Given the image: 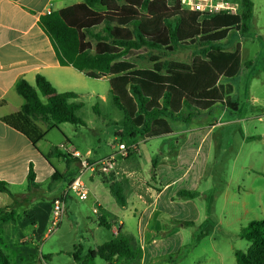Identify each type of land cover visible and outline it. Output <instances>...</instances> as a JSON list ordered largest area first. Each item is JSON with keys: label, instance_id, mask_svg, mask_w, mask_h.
<instances>
[{"label": "crops", "instance_id": "obj_1", "mask_svg": "<svg viewBox=\"0 0 264 264\" xmlns=\"http://www.w3.org/2000/svg\"><path fill=\"white\" fill-rule=\"evenodd\" d=\"M84 1L0 0V178L8 182L10 191L16 183L25 186L30 163L33 164L36 173L34 189H44L40 184L49 177L51 178L55 171L46 161L45 154L39 148V143L35 148L27 137L2 120L7 115L19 112L24 103L23 98L16 92V83L20 79H25L31 85H35L36 76L43 75L58 92H74L71 91L76 87L74 79L80 75L85 76L72 66L60 64L50 38L39 25L40 17L47 14V11H59ZM134 64L140 67L136 63ZM104 78L110 79L109 77ZM222 80H220V84H231L229 79ZM233 95L234 90L232 94L234 101ZM250 98L252 100L253 94ZM257 100L258 98L253 99V110L241 118L237 117L239 113H236L224 120L228 116L225 110L229 108L219 104L209 111L196 115L189 124L175 122L177 125L173 127L171 123L172 132L169 134L140 139V141L148 142L151 149V154L146 160L151 164V174L144 178L138 177L135 172L142 168V164L138 161L133 162V154L129 157L122 155L118 157L116 154H111L104 158V160L109 158L112 160L111 167L108 169L109 178L122 182L124 185L126 205L121 206L116 202L110 192L108 180H104L107 175L104 177L103 174L92 172L89 177L90 183L85 181L89 189L88 198L82 201L69 194L64 200L66 207L64 219L52 234L61 232L64 223L69 224L73 228L71 230H74L75 224H79L91 234V237L105 239L96 244L94 248L81 244L85 250L96 249L99 245L112 239L120 230L126 232L127 221L132 223V218L135 220L136 238L143 253L141 264H158L164 260L176 264L179 259L178 264H180L183 257L178 256L182 253L180 250L184 246L190 245L192 241L201 245L206 239L217 255L216 258L211 259L217 260V263L226 264L227 257L223 250L217 249L218 234L223 230L233 234L235 231H241L251 221L264 218V101L257 102ZM217 108L220 110L218 111L220 115L219 122L215 125L240 129L243 135L242 143L245 142L244 145L251 144L246 156L247 161L245 160V164H242L246 176L241 182L236 181V185H234L231 173L230 178L225 182L226 186L223 192L219 195L214 193L216 198L221 197L224 209H220L217 213L216 209H210L209 204L212 202L208 203L206 207L209 211H203L204 217L217 215L218 220L208 223V219L205 218L203 223L207 222L204 225L206 232H199L195 238V236H188L186 232L187 227L189 228L188 225H194L193 222L183 216L186 213L188 202L194 204L193 200L195 199L209 198L206 193H209L210 189L200 191L199 185L206 181L210 182L202 163L205 165L209 163L210 150L205 151L206 153L203 152L205 146H209L208 142L214 130L213 126L206 122V116L213 114ZM181 123L185 126L182 127ZM140 141L138 140L136 144L137 151H139ZM70 152L72 151L69 150L68 153ZM140 152L143 153L142 150ZM87 153L90 154V151ZM254 153L257 154L258 159L253 158ZM79 160H75L73 167L66 164V172H60L64 175L63 177L56 181L51 178L46 186L49 196L57 198L62 195L69 182L80 173L81 160L85 159L81 157ZM120 162H122V168L117 167ZM196 162H198L197 167ZM234 164L235 161H232L230 167L233 168ZM71 173H75V175L70 177ZM96 175L101 177L97 178ZM26 190L11 192L17 198L24 195ZM183 192L192 195L182 194ZM215 196L212 197L213 199L211 198L212 201ZM21 200L14 204L13 197L0 192V208L14 205L16 211L21 215L32 205L41 201L38 200L28 208H24V202H20ZM45 201L52 202V200ZM199 214L202 215L201 212ZM70 216L74 218L70 220ZM101 217L111 225L110 230L102 225ZM201 227L199 226V228ZM101 229H106L107 232L103 233ZM36 230V225H30L20 230L16 224L5 226L1 230L4 243L0 247L4 251L7 248L12 252L13 262L10 261L9 264H35L33 262L35 255L28 258L26 249L30 247L38 249L34 241ZM46 231L41 242L52 236V234L46 236ZM31 234L35 238L30 237ZM224 238L228 240L227 236H223L220 240L221 244L224 243ZM165 244L180 248L178 250L180 252H176V259L170 253L161 252ZM75 245L78 244L70 246L66 252L62 250L51 253H44L42 250H38V252H41L45 257L48 256L46 258L50 264H54V260L57 261L62 253L67 254V261L64 263L60 260L59 264H76L72 257ZM230 248L233 249L232 244ZM194 263L203 264L204 262L198 260Z\"/></svg>", "mask_w": 264, "mask_h": 264}, {"label": "trees", "instance_id": "obj_2", "mask_svg": "<svg viewBox=\"0 0 264 264\" xmlns=\"http://www.w3.org/2000/svg\"><path fill=\"white\" fill-rule=\"evenodd\" d=\"M100 7V9H98ZM253 0H241L238 14L222 12L202 14L182 8L179 0H85L40 17L39 25L50 38L63 66H72L91 79L109 77L113 105L124 114L122 140L136 145L140 138L172 132L171 122L189 124L201 112L216 105L237 111L232 100L233 86L221 79L237 77L242 68L240 46L227 51L216 45L232 30L249 31L253 18ZM199 47L190 63L167 61L151 68L137 67L127 57L142 48L174 52L178 48ZM24 103L19 112L2 118L8 126L23 134L36 148L44 139L39 123L48 129L60 124L84 125L78 116L82 103L74 92H58L43 75L35 85L20 79L15 86ZM63 158L69 166L79 159L54 147L49 155ZM75 173L69 176L73 177ZM55 170L52 180L63 177ZM36 173L29 165L28 189L36 187ZM110 192L116 202L127 203L122 182L109 178ZM0 192L15 196L7 181L0 178ZM185 195L191 193L183 192ZM52 202L41 200L23 215L12 207L0 208V231L16 224L22 230L36 225V239L41 241L49 223ZM103 226L111 225L100 218ZM250 243L248 252L235 250V264H264V218L253 220L239 233ZM38 253L27 248V257ZM142 248L131 233L120 230L96 249L85 250L81 244L72 252L76 264H141ZM48 257V256H46ZM5 257L0 248V263Z\"/></svg>", "mask_w": 264, "mask_h": 264}, {"label": "rangeland", "instance_id": "obj_3", "mask_svg": "<svg viewBox=\"0 0 264 264\" xmlns=\"http://www.w3.org/2000/svg\"><path fill=\"white\" fill-rule=\"evenodd\" d=\"M231 1L238 4L239 13L241 9V0ZM253 2L255 4L254 17L250 20L249 31L245 34H241L238 30H232L225 40L216 43L217 46L227 51H235L238 46H240L243 63V68L237 77L229 80H222L231 81L234 89L233 99L238 106L237 112L226 109L225 111L228 113V116H226L224 120L229 119L231 115L236 113H239V116L237 117L241 118L247 112L253 110L252 101L254 98H258L257 102L259 100L264 101V0H253ZM98 9H100V7H98ZM199 50L200 49L197 46L178 48V50L174 52L142 48L140 50L131 51L127 58L142 68H151L156 64L160 65L167 61L190 63ZM74 82L76 87L75 89H71V91H74L79 95L78 101L83 105L77 114L84 122V125L75 126L70 123H63L60 124L58 128L48 129V124L41 122L40 127L42 132L45 133V137L39 142L40 150L45 155H49L54 147H57L61 153H68L69 150H78L83 159L89 164H94V173L103 174L104 177L107 175L104 180H109L108 169L111 167L112 162L110 158L105 160L104 158H107L111 154H116L118 157L121 155L123 157H129L133 154V162L135 163L138 161L142 164V168L135 171L137 176L144 178V176L150 175L151 164L146 162L151 154L148 142L140 141V139H143L140 138L138 144L139 151H137L136 145L128 144L119 136L123 131L124 114L112 103L109 80L107 78L91 79L80 75V77L74 79ZM252 94L253 98L251 100L250 96ZM218 111H220L219 108H217L210 116H206V122L210 123L214 130L208 142L209 146L206 145L203 152L206 153L210 150V157L208 159L209 163L207 165L202 163V167L204 166V170L207 172L206 176L209 178L210 182H203L202 185H199V190L210 189V192L206 193V196L209 198L205 200L195 199L193 200L195 205L188 202L186 213L183 216L194 224L188 225L189 228L187 227L186 230L190 237L195 236L196 238L199 235V232H206L204 225H206L207 222L203 223L205 218L208 219V223H213L215 220H218L217 215H208L207 217H204L203 211H209L206 206L210 202H212L209 204L210 209H216L217 213H219L220 209H224L221 197L216 198L214 193L219 195L223 192L226 186L225 182L228 181L231 173L234 179V185H236V181L241 182L246 176L242 164H245L247 152L251 144L246 143V145H244L245 142L242 143L243 135L240 129L238 130V128L229 126L220 127L215 125L219 122L218 118L220 114ZM175 122L178 121L171 122L173 127L177 125ZM180 125L182 127L185 126L182 123ZM120 144H125L126 146V151L124 153H121L119 149ZM141 150L143 153L140 152ZM88 151H90V154L87 153ZM236 154H238L237 157ZM253 158L258 159L256 153L253 154ZM103 161L107 162L103 163ZM232 161H235L233 168L230 167ZM47 162L53 170L62 173L66 172V161L63 158L49 156V161ZM195 164L197 167L198 162ZM70 167H73V164H71ZM117 167L122 168V162H120ZM91 173L92 172L88 171L83 176V180L87 183H90L89 177ZM96 177L100 178L101 176L96 175ZM50 181L51 178L49 177L46 181L40 184L44 189L32 188L30 190H26L28 187L27 181L25 182L24 187L21 183H16L11 187V191L24 192L22 190H26L24 195L17 198L15 197L17 201L16 203L23 198L20 202H24V208H28L38 200L53 201L56 198L49 196V192L46 190V186ZM214 196L215 199L212 201L211 198ZM199 210L203 216L199 214ZM73 218V216H70L69 219L71 220ZM131 222L132 223L129 221L128 223L127 221L126 230L128 233H131L136 237L135 220L131 218ZM199 226L202 227L199 228ZM71 229L73 228H71L69 224L64 223L61 227V232L52 234V236L46 241H38L32 234L30 237L32 236V238H35L34 241L37 245L36 247L44 253L56 252L58 250L66 252L70 246L74 244H83L86 247L90 246L94 248L96 244L105 240L101 237L100 239L98 237H91V234L85 231L83 226L80 227L79 224H75L74 230ZM101 231L103 233L107 232L106 229H101ZM240 232L241 231H235L231 234L230 232L226 233L223 230L218 234V247H216L217 249L223 250L227 257L226 264H235V250L247 252L249 249V242L239 237ZM0 233V245H3V232L0 231ZM223 236H227L228 240L224 238V243L221 244L222 241L220 240ZM206 240L203 241L201 245L192 241L190 245L184 246L180 250L182 253L178 256L181 258L183 257L180 264H195L194 262L198 260L203 261V264H220L219 262L217 263V260L211 259L216 258L217 255L215 254L212 245H210V242ZM226 241L227 244H225ZM231 244L233 246L232 250L230 248ZM179 249V247H170L165 244L164 249L161 252L170 253L171 256L175 258V256H177L176 252H180L178 251ZM1 250L5 257V261L0 264H9L10 261L13 262L11 255L12 252L7 248V252L2 248ZM38 256V254L34 256L35 258L33 262L35 264ZM67 257L66 253H62L57 261H54L56 264H59L58 261L60 260L65 263ZM97 261V263H101L100 259ZM179 261L180 259L177 260L176 264H178ZM170 262L171 261L169 260H164L158 262V264H171Z\"/></svg>", "mask_w": 264, "mask_h": 264}, {"label": "built area", "instance_id": "obj_4", "mask_svg": "<svg viewBox=\"0 0 264 264\" xmlns=\"http://www.w3.org/2000/svg\"><path fill=\"white\" fill-rule=\"evenodd\" d=\"M179 2L183 9L199 12L202 14H218L222 12L238 14L239 10L238 4L232 2L231 0H179ZM50 13V11H47V14ZM119 149L121 153H124L126 151L125 144H120ZM70 154L77 159L82 157L78 151H72ZM106 162L107 161H103V163ZM81 163L82 168L80 173L69 182L62 195L52 201V209L46 236H50L52 233H54L60 223L63 221L66 212L64 200L69 194L82 201L88 198L89 189L83 180V176L87 171L93 172L95 170V166L94 164H89L86 160H81ZM37 254L39 256L36 264H50L45 255H43L41 252H38Z\"/></svg>", "mask_w": 264, "mask_h": 264}]
</instances>
